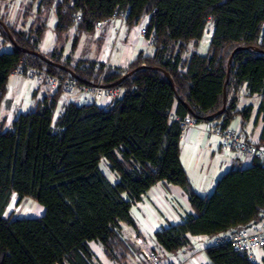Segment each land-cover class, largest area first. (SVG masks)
Listing matches in <instances>:
<instances>
[{
	"label": "trees",
	"instance_id": "1",
	"mask_svg": "<svg viewBox=\"0 0 264 264\" xmlns=\"http://www.w3.org/2000/svg\"><path fill=\"white\" fill-rule=\"evenodd\" d=\"M52 11L56 45L44 52ZM115 11L126 13L128 27L149 18L152 56L141 52L121 68L64 55L73 27L72 52L81 34H94L97 23L111 21ZM28 18L25 29L0 12V38L13 46L0 53V108L10 75L22 67L106 87L127 76L116 85L122 95L109 105L69 100L55 119L60 87L10 127L0 126V264H98L92 241L116 264H129L136 248L122 238L121 222L134 226L132 206L164 181L184 187L193 209L182 222L156 232L168 255L193 249L191 236H223L264 216L260 159L231 168L213 193L203 196L193 189L180 157L186 116L219 121L224 129L238 113L245 120L252 112V106L238 110L244 87L264 99V0H28L24 22ZM209 24L212 36L203 54L199 47ZM224 89L226 107L218 114ZM260 111L264 120V101ZM103 162L115 182L102 170ZM14 195L18 202L32 198L42 204L43 215L6 216ZM203 252L205 264H264V256L254 263L229 243L208 245Z\"/></svg>",
	"mask_w": 264,
	"mask_h": 264
},
{
	"label": "crops",
	"instance_id": "2",
	"mask_svg": "<svg viewBox=\"0 0 264 264\" xmlns=\"http://www.w3.org/2000/svg\"><path fill=\"white\" fill-rule=\"evenodd\" d=\"M2 3L0 0V12L8 18L6 19L11 24L17 27L24 26L25 29L29 28L30 18L26 19L25 23L23 22L24 24L15 20V15H19L20 8H17L19 6L10 7L7 4L1 6ZM35 3L37 4V1ZM20 15L23 18V12ZM55 21L56 15L52 11L48 23L49 27L41 44V50L44 52L52 50L56 45V36L53 32ZM148 21L149 18L146 17L132 27H128L125 22L119 19L104 22L101 26L97 25L94 34H81L78 45L72 52L71 42L75 35V27H73L69 32L63 53L64 55L72 54L77 60H96L105 63L106 66L126 68L141 52L148 56L153 54V37L144 35L141 32ZM209 43L210 41L202 42L201 40L199 51L205 54ZM28 80L33 81L34 85L30 84ZM7 86L8 91L0 108V126L4 125L6 128L12 125L20 113L33 108L36 102L41 100L46 93H51L48 86L39 87L35 80L18 73L10 75ZM66 98L67 101H82L79 93L73 95L72 98L70 96H66ZM19 99L22 101L21 103ZM263 101L262 95L249 94L248 89L244 87L238 101V110L242 111L245 107L252 106V112L249 118L245 120L242 118L241 113H238L227 127L239 130L248 140L259 142L264 128L263 114L260 111ZM177 106L178 102L175 101L173 112H175ZM218 124H220L219 121L196 122L181 135L180 157L182 164L193 189L203 196L213 193L219 179L231 168L248 166L253 160L252 157L240 156L236 153H225L220 139L214 133L215 128L219 126ZM112 173L115 175L114 172ZM14 196L17 199V196ZM25 199L27 198H23L21 202ZM192 213L193 209L189 194L184 187L164 181L154 185L142 196L140 201L132 206L135 225L121 222V226L122 228H133L145 246L149 248L148 245L153 244L160 251V258L168 259L171 255H168L166 249L156 241V232L170 224L182 222L187 215ZM206 237V234L191 236L194 248L202 247L204 249L207 247V242H201ZM122 238L127 240L124 236ZM199 241L201 243L197 244ZM88 245L98 258V264H116L114 260L107 256L100 243L92 241ZM135 248L136 251L139 249V255L134 252L135 250H132L129 264H141L142 262L141 250L136 246ZM191 249L189 246L184 248L183 251L177 254L178 257L182 259L185 253ZM202 254L205 256L204 252ZM205 263H208L206 256Z\"/></svg>",
	"mask_w": 264,
	"mask_h": 264
},
{
	"label": "built area",
	"instance_id": "3",
	"mask_svg": "<svg viewBox=\"0 0 264 264\" xmlns=\"http://www.w3.org/2000/svg\"><path fill=\"white\" fill-rule=\"evenodd\" d=\"M11 1V0H8ZM78 20L81 18L78 15ZM119 19L122 22L126 19V13L120 14L115 11L111 20ZM104 22H98L97 25L101 26ZM142 34H147L146 27L141 30ZM152 36V35H151ZM212 32L208 33L207 29L205 35L201 39L202 42L211 41ZM26 71L23 67L14 70L13 73H18L22 76L35 80L39 87L48 86L51 93L55 92L60 87L62 88V96L59 98V105L66 99V96L74 93H80L82 102L84 103H99L109 105L113 100L122 95V89L117 86H103L97 84H78L72 79H65L61 76L48 73L36 67L27 66ZM196 124V120L191 116H186L181 121L182 134L187 128ZM215 135L220 139L222 149L226 154L236 153L240 156H248L258 158L264 164V142L261 143L246 139L239 130L227 127H216L214 130ZM168 227V226H166ZM165 227V228H166ZM125 235L136 245L141 246V253L149 264H201L196 255L191 254L189 257L180 259L177 254L171 255L168 259H161L155 253L147 250V246L142 244V240L138 237L134 229L130 227L123 228ZM208 241V245H215L221 243H229L235 251L246 255L252 262L260 263L264 256V216L249 225L234 229L227 234L219 237L210 238L208 235L204 241ZM198 250L203 252V248L197 247ZM258 252V253H257Z\"/></svg>",
	"mask_w": 264,
	"mask_h": 264
},
{
	"label": "rangeland",
	"instance_id": "4",
	"mask_svg": "<svg viewBox=\"0 0 264 264\" xmlns=\"http://www.w3.org/2000/svg\"><path fill=\"white\" fill-rule=\"evenodd\" d=\"M3 3L1 4V6L3 5V6H5L4 4H7L8 6H10V7H16V6H19V7H17V8H20L19 9V11H18V13H19V15H15V20H18V22L19 23H21V24H23V22H24V20H23V18H21V15H20V13L21 12H23L24 11V9H25V6H26V4H27V2H28V0H12V1H8V0H1ZM37 4L35 3V6H36ZM16 14H17V12H16ZM3 15V14H2ZM4 17H5V15H3ZM8 17H9V15H8ZM5 18H7V17H5ZM8 19V18H7ZM31 20V19H30ZM25 23V22H24ZM212 31V26H211V24H209L208 25V27H207V32L208 33H210ZM264 32V23H263V26H262V33ZM12 48H13V46H12V44L11 43H3V41H2V39L0 38V53L1 52H3V51H10V50H12ZM28 78V77H27ZM28 82H30V84H32V85H34V82L33 81H29L28 80ZM76 93H74V94H72V95H69L71 98H72V96L73 95H75ZM80 94V93H79ZM76 96H78V95H76ZM76 98V97H75ZM67 99V98H66ZM64 100V101H62L61 103H60V107L58 108V110H57V112H56V115H55V119L57 118V116L59 115V113L62 111V109H63V107H64V105L67 103V100ZM19 102L21 103L22 101L19 99ZM101 168H102V170L105 172V174H107L108 176H109V178L112 180V181H116V176L109 170V168H108V166L106 165V163L105 162H103L102 164H101ZM43 213H44V207H43V205L42 204H40V203H38L37 201H35L34 199H32V198H27V199H25V201H23V202H21V203H18V201H17V199H16V197L14 196L13 197V201H12V203H11V205L9 206V208H8V211H7V213H6V216H9V215H12V216H15V217H39V216H41V215H43ZM130 229L132 230L133 228H131L130 227ZM136 232V231H135ZM122 233H123V236L127 239V240H129V241H131L126 235H125V233H124V230H123V228H122ZM137 233V232H136ZM132 242V241H131ZM201 242H203V243H206V242H208L207 240L206 241H201ZM200 241L199 242H197V244H199V243H201ZM143 244V243H142ZM137 248H140V250H141V246H139V245H136V244H134ZM144 245V244H143ZM149 246V248L148 247H146L147 248V250H149V251H151V252H153V253H155L157 256H159L160 257V255H161V253H160V251H158L154 246H153V244H149L148 245ZM92 251V250H91ZM135 253L137 252V254L139 255V249L136 251H134ZM258 253V252H257ZM191 254H193V255H196L197 256V258H198V260H199V262L201 263V264H205V256L201 253V251L200 250H198L197 248H193V249H191L189 252H187V253H185V255L182 257V258H184V257H187V258H190L189 256L191 255ZM116 258H119V256H117ZM97 260H98V258H96ZM111 259V258H110ZM112 260H114V259H112ZM114 261H116V260H114ZM141 264H149V262H147L146 260H145V258H144V256L142 255L141 256ZM98 263H99V261H98Z\"/></svg>",
	"mask_w": 264,
	"mask_h": 264
},
{
	"label": "water",
	"instance_id": "5",
	"mask_svg": "<svg viewBox=\"0 0 264 264\" xmlns=\"http://www.w3.org/2000/svg\"><path fill=\"white\" fill-rule=\"evenodd\" d=\"M10 39L14 42V39H13L12 35H10ZM25 51H27V50H25ZM29 52H31V51H29ZM41 56H42V55H41ZM42 58H43L45 61L50 62L49 59H47V58H45V57H43V56H42ZM231 61H232V57L230 58V63H231ZM56 65L63 67V66L60 65V64H56ZM130 73H131V72H130ZM130 73H129V74H130ZM165 74H166V76L168 77V79L170 80V82L173 84V80H172L170 74H169L167 71H165ZM229 75H230V68H229V70H228V76H227L228 78H227V80L229 79ZM126 76H127V74L124 75V77H123L122 79H120V80H118L117 82H115V83L113 84V86L118 85V84H119V83H120V82H121ZM226 102H227V98H226V92H225V89H224V106H223V108L218 112V114H222V113L224 112L225 107H226ZM213 116H214V115H213Z\"/></svg>",
	"mask_w": 264,
	"mask_h": 264
},
{
	"label": "bare ground",
	"instance_id": "6",
	"mask_svg": "<svg viewBox=\"0 0 264 264\" xmlns=\"http://www.w3.org/2000/svg\"><path fill=\"white\" fill-rule=\"evenodd\" d=\"M206 31V30H205Z\"/></svg>",
	"mask_w": 264,
	"mask_h": 264
}]
</instances>
